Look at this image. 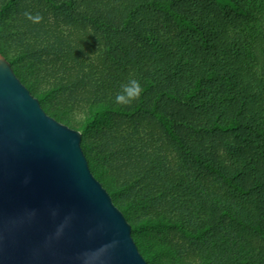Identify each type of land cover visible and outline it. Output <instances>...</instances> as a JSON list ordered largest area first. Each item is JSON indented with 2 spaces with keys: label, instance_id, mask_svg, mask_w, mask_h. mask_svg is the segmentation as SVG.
<instances>
[{
  "label": "trees",
  "instance_id": "16d2710c",
  "mask_svg": "<svg viewBox=\"0 0 264 264\" xmlns=\"http://www.w3.org/2000/svg\"><path fill=\"white\" fill-rule=\"evenodd\" d=\"M47 1L56 9L68 7L81 18H90L94 31L105 34L110 57L118 40L128 36L124 61L134 66L130 78L144 87L139 101L121 106L115 96L124 82L118 79L108 85L104 77L96 76V69H82L80 75L90 76L92 88L78 105L83 127L70 119L64 122L80 130L84 139L88 128L102 126L113 116L150 118L179 155L173 165L165 163L171 156L145 148L159 145L153 133H133L137 137L131 140V156L138 166L145 162L149 170L153 168L151 173L164 170L174 186L192 158L208 174L206 183L191 181L187 189L191 196L182 200L175 195L189 219L160 220L151 215L133 220L118 202L120 192L101 179L83 141L93 173L132 223L135 240L149 264L158 254H172V248L158 245L152 252L136 233L167 226L194 241L210 240L187 264H264V0ZM70 60L78 59L73 54ZM74 85L69 80L67 86L57 84L50 93ZM41 95L36 96L43 105L42 99L49 94ZM187 131L217 140L228 155L223 158L218 147L213 155L198 147L185 137ZM139 142L145 159L135 152ZM193 195L199 196L192 199Z\"/></svg>",
  "mask_w": 264,
  "mask_h": 264
},
{
  "label": "rangeland",
  "instance_id": "374dc122",
  "mask_svg": "<svg viewBox=\"0 0 264 264\" xmlns=\"http://www.w3.org/2000/svg\"><path fill=\"white\" fill-rule=\"evenodd\" d=\"M25 12L33 16L39 13L43 19L34 22L26 18ZM70 14L77 17L71 18ZM163 24L167 28L165 31L170 32L168 25ZM127 37L118 40L116 53L110 57L105 34L94 31L90 18H81L68 7L56 9L47 0H0V49L14 61L20 78L35 95L49 94L42 99L43 107L49 115L62 122L70 119L73 124L83 127L78 121L82 119L77 117L78 105L92 88L90 76L87 73L80 75L82 69H96V76L104 77L108 85L118 79L124 83L130 79L134 66L124 61L123 51ZM73 54L78 60H70ZM69 80H74L75 85L50 93L57 84L67 86ZM137 132L153 133L159 145L145 148L159 155L171 156L164 162L173 165V159L179 153L152 119L113 116L102 126L88 128L83 139L89 147L94 167L101 172V179L112 191L120 192L118 202L127 207L130 219L151 215L160 220L189 219V212H182L181 201L175 195L182 200L184 196H191L187 190L191 181L206 183V170L192 158L191 164L184 166L178 175L180 181L174 186L164 170L151 173L153 168L149 170L145 162L138 166L132 159L131 140L137 137L133 135ZM183 134L212 155L216 147L223 152V158L228 155L225 145L213 138H202L188 131ZM144 142L141 141L142 144ZM141 143L135 147V152L143 156ZM196 196L199 195L191 198L196 199ZM136 235L152 252H156L158 245L172 248V254H158L151 264H187L194 259L197 249L210 241H194L185 237L178 228L168 226L143 229Z\"/></svg>",
  "mask_w": 264,
  "mask_h": 264
},
{
  "label": "water",
  "instance_id": "95a60500",
  "mask_svg": "<svg viewBox=\"0 0 264 264\" xmlns=\"http://www.w3.org/2000/svg\"><path fill=\"white\" fill-rule=\"evenodd\" d=\"M104 245L91 264H149L82 132L49 115L0 51V264H82Z\"/></svg>",
  "mask_w": 264,
  "mask_h": 264
},
{
  "label": "clouds",
  "instance_id": "9594fccd",
  "mask_svg": "<svg viewBox=\"0 0 264 264\" xmlns=\"http://www.w3.org/2000/svg\"><path fill=\"white\" fill-rule=\"evenodd\" d=\"M25 16L26 18L33 20L34 22H39L42 21L43 19V17L39 13L33 16L32 13L25 12ZM143 92H144V87L141 84L140 80L135 78H130L127 80V82L121 84L120 91L115 96V103L125 107L131 106L133 103L141 99ZM110 246L111 245H104L101 247V249L92 252L83 253L82 264H91L92 261L98 260L102 256L99 253H101L103 250H106Z\"/></svg>",
  "mask_w": 264,
  "mask_h": 264
}]
</instances>
